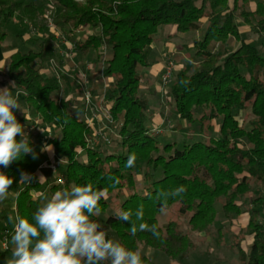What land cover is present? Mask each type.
<instances>
[{"label":"trees","instance_id":"obj_1","mask_svg":"<svg viewBox=\"0 0 264 264\" xmlns=\"http://www.w3.org/2000/svg\"><path fill=\"white\" fill-rule=\"evenodd\" d=\"M251 1L233 0L234 9L229 0H86L84 4L74 0L49 1L58 25L70 27L63 34L72 50L85 57L97 53L98 60L103 54V76L117 80L104 93L112 121L118 125L112 126L108 134L109 144L120 149L117 153H107L90 144L95 129L70 112V101L60 98L61 77L42 73L48 50H53L48 43H42L38 51L19 50L9 58L6 76L24 94L27 108L39 120L36 126L58 131L48 145L64 161L59 166L65 181L63 188L87 183L108 187V199L100 201L102 213L121 203L103 224L126 247L139 248L145 264H156L144 253L146 248L162 253L170 261L186 264L197 247L191 234L205 233L214 226L218 207L226 220L238 217L244 213L239 201L250 198L252 183L264 187V56L244 41L226 60H220L211 49L214 43H224L229 36L237 37L238 10L248 24L251 18L264 21V0H259L255 12L249 13L243 8ZM12 3L13 0H0V15L5 23L15 9L23 6ZM23 7L32 16L42 10L33 3ZM203 20L208 26L203 38L195 41V56L204 57V61L194 75L187 70L178 73L169 88L170 103L181 121L199 126L200 134L213 131L210 122L219 121L218 137L184 143L182 147L175 142L161 146L145 125L149 104L138 96L140 68L149 67V48L161 27L172 26L178 33L186 34L199 31ZM5 38V33H0V46ZM242 113L247 118L241 117ZM25 114L27 120L16 111L27 131L31 121ZM30 143L36 159L28 154L7 168L0 166V171L14 178L11 188L19 192L15 198L18 214L28 219L39 206L33 192L41 186L37 180L19 186L20 173L34 174L48 160L36 151V143ZM132 153L137 157L135 166L125 167ZM114 179L119 183L111 188ZM180 185L186 188L182 196L171 198L166 204L155 199L159 191ZM59 189V184L51 187L52 192ZM263 200H252L255 206L248 228L253 241L248 250L241 248L240 235L232 238V246L243 264H264V222L258 219ZM140 205L144 207V221L158 226V238L150 232L131 236L129 225L114 218L118 209L134 211ZM162 207L163 212L176 207L179 218L188 216L189 233L175 221L161 226L158 216L163 214ZM9 252L10 249H0V264Z\"/></svg>","mask_w":264,"mask_h":264},{"label":"rangeland","instance_id":"obj_2","mask_svg":"<svg viewBox=\"0 0 264 264\" xmlns=\"http://www.w3.org/2000/svg\"><path fill=\"white\" fill-rule=\"evenodd\" d=\"M49 1L13 0L12 4L16 2L22 3L25 6L27 3H33L37 8H41L42 10L40 11L38 9V15L32 16L28 15L22 6L15 9L14 15L8 23H5L3 15H0V33H5L6 35L2 47L8 46L7 51L18 49L22 52H27L30 49L38 51L42 43H48L47 45H50L53 50L49 48L48 51L50 53L43 66L47 64L46 67L49 69L48 75L61 77L60 98L70 101V112L96 129L95 137L90 141L91 145L99 146L107 153H117L120 151L118 145L106 144L101 138H98V133L105 134V137L109 138L108 133L105 131L108 130L111 132V126L114 125L118 128V125L112 121L110 114L111 107L104 96L109 86L115 85L117 80L116 78H106L103 76V65L101 64L105 59L103 54L99 56L101 60H98L97 53L85 57L72 50L70 43L63 34V30H69L70 27L65 25L61 27V25H58L59 23L55 18V10L52 5H49ZM74 1L81 4L86 2V0ZM258 2L259 0H252L249 6H243V9L246 12L253 13ZM229 3L231 8L234 9L233 0H229ZM240 13L241 10L236 12L237 37L234 35L229 36L224 43L217 42L211 47L212 53L218 55L220 60H226L234 52L239 50L242 41L255 47L264 56V28H262L264 21L261 18L254 20L251 18L252 21L248 24L241 17ZM207 26V20H203L199 31L186 34L178 32L172 34L173 28L171 26L161 27L154 35L153 42L149 48V67L140 68L141 82L138 96L140 99L146 100L149 104L145 125L151 129L152 137L161 146L175 142L178 147H182L184 143H193L211 137H218L219 121L210 122V125L214 126L213 131L200 134L198 125H189L187 122L179 119L172 108L170 103L171 97L169 95V88L176 80L179 72L187 70L189 75H194L197 67L204 61V57L195 56L197 50L195 41L203 38ZM22 36H27L28 41L21 40ZM100 51L102 53L105 52V48H102ZM2 52L3 48H0V53ZM164 56L167 57L165 58V66L162 72L150 73L152 67L157 65L158 62L163 63ZM9 63L10 61H5L1 66L0 74H6ZM169 68L171 71H169V77L165 82L164 78ZM42 73L47 74L44 70ZM23 97L24 95L21 94L19 100L27 115L29 116L30 114L29 118L31 121V125L26 132L34 141L37 140L38 147H36V151L40 152L43 148L42 145H48L51 136L55 133L58 134V131L49 126H45L43 127L44 132H42L40 130L42 127L38 128L36 126L39 121L38 118L32 110L27 108L22 100ZM198 113L200 112L198 111ZM246 115V113H242L241 117L247 118ZM30 129L32 130L30 131ZM95 140L98 144H94ZM40 154L43 155V153ZM54 156H56L57 162L62 160L56 151L50 153L48 160L54 159ZM36 173L34 174L32 182L36 181L37 176L42 173L41 175H44L49 180L50 186L57 183L58 175L52 174L48 169H42ZM138 185V188H140L139 183ZM252 185L249 193L250 198L239 201V204L244 210L243 214L231 220H226L218 207L219 214L216 224L205 233L191 234L197 247L191 254V257L185 262L186 264H243L239 259L238 250L232 246V238L240 235L242 238L241 248L245 252L253 241V236L249 234L248 228L251 223V212L255 206L252 200L257 199V197L264 199V187L261 184L255 185L252 183ZM40 186V188L35 189L33 192L34 197L38 198V193L41 191L49 195L51 194L48 188L42 189L43 184H40ZM16 192H18V189L10 188L8 199L0 202V244L4 233L6 231L11 232V225L6 224L7 216L18 213L16 204H14L16 198L14 193ZM120 203L121 201L115 203L112 209L110 208L105 213H101L99 219L114 213ZM13 209H15V212H13ZM246 209H248L247 212ZM259 210L258 219L264 222V208L260 207ZM176 211V207H170L163 214H160L158 219L161 226H164L168 221H175L180 224L184 232L189 233L186 228L189 217L179 218ZM221 228L222 230L219 231ZM105 229L108 231L110 238L116 239L113 231L107 228ZM9 249L10 256V244ZM144 253L156 264H178L170 261L162 253L149 250L148 248L144 250Z\"/></svg>","mask_w":264,"mask_h":264},{"label":"clouds","instance_id":"obj_3","mask_svg":"<svg viewBox=\"0 0 264 264\" xmlns=\"http://www.w3.org/2000/svg\"><path fill=\"white\" fill-rule=\"evenodd\" d=\"M20 95L21 90L15 82L9 87L0 88V166L4 168L28 154L33 159L37 158L29 134L16 116V111H19L27 120ZM41 151L51 153L53 146L44 145ZM136 159L135 153L129 154L125 167H134ZM33 179L32 174L22 171L18 184L31 185ZM46 180L42 175L39 177V183ZM13 183V177L0 171V202L8 199ZM118 183V179H114L109 187L115 188ZM185 191L183 185L161 190L155 199L166 204L169 199L182 196ZM14 195L18 196L19 192ZM108 197V187L97 188L92 183L73 184L50 195L39 192L40 203L31 219L18 213L7 216L6 224L11 225V255L4 258L3 264H145L139 248L133 250L110 238L104 226L93 219L101 215L100 201ZM114 218L129 225L131 236H136L137 232H150L154 237H159L158 226L144 221L143 205L134 211L118 209Z\"/></svg>","mask_w":264,"mask_h":264},{"label":"crops","instance_id":"obj_4","mask_svg":"<svg viewBox=\"0 0 264 264\" xmlns=\"http://www.w3.org/2000/svg\"><path fill=\"white\" fill-rule=\"evenodd\" d=\"M172 27V26H171ZM173 28V33L172 34H175V33H177V31H176V28L175 27H172ZM27 36H22V39L21 40H23V41H28L27 39L28 38H26ZM2 45H3V43L1 44V46H0V48L2 49L3 48V52L2 53H0V70H1V66L5 63V61L6 60H8L9 61V58L14 54V53H16L17 51H19L18 49H16V50H13V51H7V47H2ZM7 51V52H6ZM167 56H164V61H163V63H160V62H158V64L157 65H155V66H153L152 67V69H151V71H150V73H152V72H154V73H161L162 72V70L164 69V66H165V58H166ZM89 59V58H88ZM88 61V60H87ZM89 62V61H88ZM47 65V64H46ZM46 65H44L43 67H44V71H46L47 72V74H48V67H46ZM8 66V65H7ZM149 76H150V74H149ZM12 84V82L7 78V76H6V74L5 73H3V74H0V88H4V87H9L10 85ZM13 91H15V90H13ZM21 94H23L22 92H21ZM24 95V94H23ZM21 98V95H20V97H19V99ZM22 100H23V102L25 103V101H24V97L22 98ZM29 116H30V114H29ZM28 116V117H29ZM43 129V128H42ZM111 129H112V126H111ZM96 130V129H95ZM110 131H112V130H110ZM105 132H107L108 134H109V131L108 130H106ZM32 142H34V143H38L37 142V140L36 141H34V139L33 138H31L30 139ZM40 142V141H39ZM42 142H45V141H42ZM44 144V143H43ZM38 145V144H37ZM42 146H44V145H42ZM53 151H55V148L53 147ZM52 151V152H53ZM40 153H43L45 156H49L50 155V153L49 152H47V151H40ZM37 174V173H36ZM42 174V173H41ZM41 174L40 175H38L37 176V180L39 181V177L41 176ZM42 176H44V175H42ZM46 178V177H45ZM47 179V178H46ZM40 184H43L44 186H42L43 188L42 189H46V188H48V190L52 193V191H51V187L53 186V185H55V184H57V183H55V184H53L52 186H50L49 185V180L47 179L44 183H40ZM61 188H63V186H60V189ZM16 197V196H15ZM14 204H16V203H14ZM110 214H108L107 215V217L109 216ZM107 217H101V219H99V217L97 218V220H98V222H100L103 226H104V224H103V220L104 219H106ZM100 220V221H99ZM104 228H107V227H105L104 226ZM108 229V228H107Z\"/></svg>","mask_w":264,"mask_h":264},{"label":"built area","instance_id":"obj_5","mask_svg":"<svg viewBox=\"0 0 264 264\" xmlns=\"http://www.w3.org/2000/svg\"><path fill=\"white\" fill-rule=\"evenodd\" d=\"M70 46H71V44H70ZM72 47V46H71ZM169 71H171V69L169 68V69H167V74H166V76H165V78H164V81L166 82V80H167V78L169 77V74H170V72ZM32 129H30V131H31ZM98 133V132H97ZM51 135V134H50ZM96 136H97V134H96ZM98 138H101L102 140H103V142L104 143H106V144H109L110 142H109V138L108 137H105V134L103 135V134H101V133H98ZM102 142V143H103ZM94 144H98L97 142H96V140H95V142H94ZM59 158V157H58ZM58 160H57V158H56V156H54V159L52 158V160L50 159V160H45V161H43L38 167H37V170L35 171V173L37 172V171H41L42 169H48V170H50L51 172H52V174H55V175H58V177H57V184H59L60 186H64V184H65V181H64V178H63V176L61 175V174H59V165L60 164H63L64 163V161H62V160H59V162H57ZM59 164V165H58ZM34 173V174H35ZM34 174H32L33 176H34ZM10 231H6L5 233H4V236H3V238H2V241H1V244H0V246H1V249L3 250V251H7L8 249H9V236H10Z\"/></svg>","mask_w":264,"mask_h":264}]
</instances>
